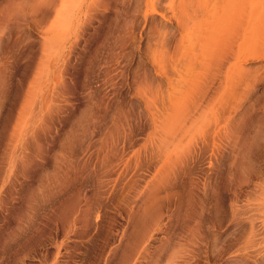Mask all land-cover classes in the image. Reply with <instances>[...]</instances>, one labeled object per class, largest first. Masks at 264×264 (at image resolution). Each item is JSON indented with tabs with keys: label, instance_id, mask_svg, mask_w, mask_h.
Here are the masks:
<instances>
[{
	"label": "rangeland",
	"instance_id": "374dc122",
	"mask_svg": "<svg viewBox=\"0 0 264 264\" xmlns=\"http://www.w3.org/2000/svg\"><path fill=\"white\" fill-rule=\"evenodd\" d=\"M157 1L0 0V264H264V0Z\"/></svg>",
	"mask_w": 264,
	"mask_h": 264
},
{
	"label": "bare ground",
	"instance_id": "6f19581e",
	"mask_svg": "<svg viewBox=\"0 0 264 264\" xmlns=\"http://www.w3.org/2000/svg\"><path fill=\"white\" fill-rule=\"evenodd\" d=\"M134 1V0H133ZM139 1V0H138ZM146 4H147V7H146V10L147 11V8L148 6H150V11H152V13H156V10L154 7L155 5L157 4V0H146ZM161 1V0H159ZM164 1V0H163ZM168 0H166L167 2ZM173 2H175V0H172ZM176 1H179V7H178V11L180 13V16L176 17L173 16V18H176L177 20V25H178V29L180 30L181 32V39H180V43H184L185 41H191V40H194L195 38V35L202 32V30L198 29V25L195 26V18L193 17L194 16V8L195 6L192 4L191 0H176ZM209 1V5L205 8V13L207 14L206 15V22H205V27L208 26L210 28L209 31L210 32V38L207 40L208 41V48L212 45L213 42H216L217 44H219L220 46L223 45L224 42L230 40V36H231V31H230V27H227L225 26L222 31H217L216 28H214L212 26L213 22L216 20V19H223V15H219V9L222 7V5L224 3H221L220 4H217L216 0H208ZM169 2H171L169 0ZM141 3V2H140ZM145 4V3H144ZM145 4V5H146ZM171 4V3H170ZM161 5V4H160ZM169 5V4H168ZM172 5V4H171ZM170 5V6H171ZM159 6V5H158ZM175 6V5H174ZM191 6H192V9H191ZM160 7V6H159ZM170 8V7H169ZM168 8V9H169ZM160 9V8H159ZM174 9V8H173ZM161 11V9H160ZM158 12V11H157ZM146 13V12H145ZM150 13V12H149ZM147 14V13H146ZM158 14V13H157ZM160 14H162L160 12ZM163 15V14H162ZM174 15V14H173ZM147 16V15H146ZM201 26V24H200ZM202 28V27H201ZM214 30V31H212ZM205 33V32H204ZM163 34V33H162ZM165 35V33H164ZM163 35V36H164ZM162 36V37H163ZM161 37V38H162ZM166 39V38H165ZM161 40V39H159ZM163 40H161L162 42ZM196 41V40H195ZM195 43V42H194ZM163 46V44L161 45ZM192 46V45H191ZM164 47V46H163ZM188 49H191L190 47H188ZM243 50V47L241 48ZM180 51V50H179ZM196 55V54H195ZM198 55V53H197ZM239 80L240 82H243L244 81V77H243V69L241 68V70L239 71Z\"/></svg>",
	"mask_w": 264,
	"mask_h": 264
}]
</instances>
